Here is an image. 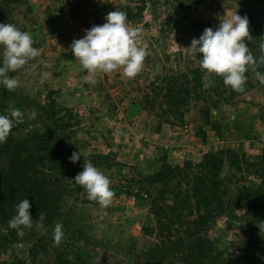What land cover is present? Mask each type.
<instances>
[{
  "label": "rangeland",
  "instance_id": "1",
  "mask_svg": "<svg viewBox=\"0 0 264 264\" xmlns=\"http://www.w3.org/2000/svg\"><path fill=\"white\" fill-rule=\"evenodd\" d=\"M164 1H18L12 11L14 25L31 33L33 47L39 51L15 75L19 82L15 91L0 86V92L10 96L3 114H10L13 108L25 113L23 121L0 144V169L21 173L10 158L14 144L31 133L51 130L36 118L47 87L60 89L65 106L79 116L74 141L86 158L93 153L108 155L110 161H116L122 168L121 165L137 166L162 153H166L168 161L171 150L192 157L175 158L170 153L171 165L196 164L208 152L227 149L239 154H259L264 143V135H260L264 132V84L256 75L247 78L250 88L245 94L210 109L208 117L204 118L202 113L204 102L192 100L182 117L171 115L164 122L166 117L161 116L164 106L159 101L162 89L170 77H179L187 68L199 65V56L186 48L205 29L189 35L166 36L172 27ZM258 1L264 4V0H184L181 12L174 18L182 21L190 18L215 29L220 20L230 19L237 12L247 16L250 25L254 8L264 10ZM113 10L125 12L129 29L138 31V47L146 50L143 67L131 79L120 70L98 73L97 83L89 84L88 73L72 56L70 44L82 38L86 29L103 24L105 16ZM260 31L264 32V27ZM160 35L161 38L155 39ZM162 37L167 38L166 43ZM253 42L252 37L247 38L252 55L264 56V46ZM178 53L182 54L179 61L174 58ZM207 79L205 74L204 85ZM154 93L159 94L157 101L153 106L145 105L144 96L153 97ZM204 145L205 152L200 158L198 151L202 152L200 148ZM192 147L196 149L194 155L188 152ZM177 160L181 163L173 162ZM122 174L128 178L132 175L124 168ZM221 176L229 185L221 206L177 223L178 232H173L171 238L175 243L166 249L160 245L162 237L158 238L155 219L150 214L152 206L160 203L162 197L159 186H148L150 196L138 205L133 199L115 195L112 203L103 208L95 202L84 203L77 186L68 185L57 191L58 196L62 195L61 202L53 206L50 223L41 228L36 221L31 229H25L23 236L9 226V220L16 215V203L7 200L6 192L1 190L0 264H232L245 239L244 210L239 208L238 195L247 185L240 166H225ZM19 181L27 183L25 187L30 189L29 175L21 176ZM164 199L174 197L166 194ZM125 207L130 208L131 217H138L141 222H125L122 212ZM56 223L63 226L58 242L53 234ZM142 227H148L147 232Z\"/></svg>",
  "mask_w": 264,
  "mask_h": 264
},
{
  "label": "trees",
  "instance_id": "2",
  "mask_svg": "<svg viewBox=\"0 0 264 264\" xmlns=\"http://www.w3.org/2000/svg\"><path fill=\"white\" fill-rule=\"evenodd\" d=\"M18 1L0 0V23L14 24L12 11ZM258 4L263 2L258 1ZM164 5L168 6L166 10L172 27L165 34L166 36L199 33L207 27L205 23L190 18L184 21L174 18L181 12L184 0H165ZM254 10L255 14L248 26L249 34L255 43L264 46V32L260 31L264 27V10L261 11L258 6ZM158 38H161V35L155 39ZM162 39L165 41L167 38L162 37ZM181 56V53L174 54V58L177 57L178 61L181 60ZM262 56L263 54L253 55L257 61L255 71L261 74L264 73V63H260ZM169 59L167 57V60ZM18 72L19 70L10 72L9 76L15 77ZM245 75L248 78L255 75V72L250 68ZM204 76L205 72L199 63L197 67L187 68L179 77L169 78L159 100L164 106L161 110V116L166 117L164 122H167L171 115L182 117L184 108H187L192 100L204 102L202 113L206 118L210 109L228 104L231 98L245 94L250 88V84L246 81L245 91L238 93L226 87L221 77L211 75H208L207 85H204ZM157 97H159L158 93H154L153 97L149 94L144 96L145 105L153 106ZM8 98L9 95L0 92V114L6 109ZM36 118L44 125L50 126L51 130L43 134L31 133L26 139L14 144L10 158L14 167L21 173L9 168L0 169V191H5L7 200L14 204L25 198L29 199L34 224L39 221L41 213L44 215V220L37 224L43 223L46 226L50 223L53 206L56 207V204L61 202L62 195L58 196L57 191L68 185L77 186L82 192L84 203L95 202L89 200L83 188L72 180L82 171L83 164L91 163L105 172L116 196L123 195L127 199H133L136 205L150 196L148 186L160 187L162 195L160 203L152 206L150 214L155 219L154 230L158 232V238L162 237L160 245L166 249L168 245L175 243L171 238L173 232H178L177 223L180 225L191 216L221 206L229 189L226 179L221 176L222 171L225 166H240L245 180L244 185L247 186L240 190L238 204L239 208L244 210L246 232L240 254L233 258L232 264H264V143L258 155L239 154L235 150L227 149L208 152L196 164L171 165L167 161L166 153H162L146 158L137 166L121 165L124 167L120 168L116 161H110L108 155L93 153L86 158L81 153L80 146L74 141L77 136L75 128L80 118L65 106L60 89L47 87L44 90L43 103L37 110ZM76 150L81 158L76 164H72L69 162V157ZM123 168L132 173L130 178L122 174ZM23 175H29L30 189L25 187L27 183L19 181ZM166 194L174 199H164ZM53 200H56L55 205ZM166 202L170 204L164 206L163 203ZM129 209L125 207L122 210L125 214V222H141L140 218L131 217ZM173 218H176V221ZM147 229L148 227H142L144 233Z\"/></svg>",
  "mask_w": 264,
  "mask_h": 264
},
{
  "label": "clouds",
  "instance_id": "3",
  "mask_svg": "<svg viewBox=\"0 0 264 264\" xmlns=\"http://www.w3.org/2000/svg\"><path fill=\"white\" fill-rule=\"evenodd\" d=\"M104 23L93 25L86 29L84 36L73 40L70 51L75 60L88 73L86 82L97 83V74H108L113 71H123L126 78H134L143 67L146 50L138 47V31L128 27L127 14L123 11L109 12ZM249 20L237 12L230 19L219 23L215 29L209 27L203 30L199 38H193L186 48L196 56L206 75L221 77L226 87L243 93L249 69L255 72L261 84H264V74L255 71L257 65L247 45ZM34 40L28 31H22L11 23H0V86L8 91H15L19 82L10 77V72H16L28 65L38 55V49L33 47ZM264 63V56L260 58ZM25 113L19 108L10 110V114H0V144L6 142L13 127L23 121ZM81 158L78 150L69 157V162L76 164ZM72 180L87 194V198L107 208L114 197L109 178L91 163L83 164ZM31 203L25 198L16 204V215L9 220V226L17 229L23 236L25 229L33 227L30 213ZM44 220L41 213L39 221ZM41 228L43 224L39 225ZM55 240L58 242L63 235V226L56 223L53 228Z\"/></svg>",
  "mask_w": 264,
  "mask_h": 264
},
{
  "label": "crops",
  "instance_id": "4",
  "mask_svg": "<svg viewBox=\"0 0 264 264\" xmlns=\"http://www.w3.org/2000/svg\"><path fill=\"white\" fill-rule=\"evenodd\" d=\"M264 135V132L263 133H260V135ZM264 140V139H263ZM205 148H206V146L204 145V146H202L200 149L202 150V152L201 151H198V154L200 155V158H201V156L203 155V153L205 152L204 150H205ZM195 148L194 147H192L188 152L189 153H193V155L194 154H196V152H195ZM170 153L172 154V155H176V157L175 158H182V157H184V156H186V158L188 159V158H192V157H188L187 155H182V154H176L177 153V151L176 150H171V151H169L168 152V162L170 161V159L172 158L171 156H170ZM188 155H190V154H188ZM182 156V157H181ZM173 162H175L176 164H180L181 162L179 161V160H177V161H173Z\"/></svg>",
  "mask_w": 264,
  "mask_h": 264
}]
</instances>
